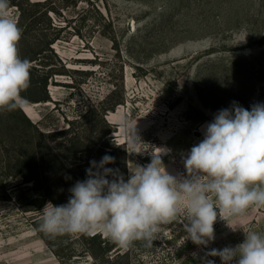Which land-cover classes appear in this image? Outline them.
<instances>
[{
	"label": "rangeland",
	"instance_id": "374dc122",
	"mask_svg": "<svg viewBox=\"0 0 264 264\" xmlns=\"http://www.w3.org/2000/svg\"><path fill=\"white\" fill-rule=\"evenodd\" d=\"M15 1L28 5L10 0L18 19ZM71 2L50 12L62 27L53 49L68 71L49 86L56 102L22 98L19 104L51 134L41 138L28 128L19 107L0 114V264H222L208 253L237 246L244 232L264 234V208H250L243 220L218 217L215 239L206 246L184 241L183 216L162 225L151 246L136 241L128 249L103 242L102 235L52 237L40 231L44 205L67 203L66 186L82 164L67 158L59 166L50 153L61 154L64 140L52 133L77 119L73 133L100 136L94 143L84 139L91 158L100 162L113 147L116 158L126 160L129 177L130 167L150 163L151 153L164 149L166 170L185 176L184 158L221 109L234 101L248 110L264 104V0ZM38 19L37 28L45 26ZM39 34L30 31V39ZM127 251L128 257L109 260Z\"/></svg>",
	"mask_w": 264,
	"mask_h": 264
},
{
	"label": "clouds",
	"instance_id": "9594fccd",
	"mask_svg": "<svg viewBox=\"0 0 264 264\" xmlns=\"http://www.w3.org/2000/svg\"><path fill=\"white\" fill-rule=\"evenodd\" d=\"M21 38L10 0H0V110L18 108L30 84L31 63L19 54ZM121 126L127 130V120ZM203 135L183 160L185 176L166 170L164 149L152 152L150 163L130 167L126 181L105 167L114 162L111 156L91 161L87 179L69 189L66 204L44 205L40 231L52 237L100 234L128 249L136 241L151 246L162 225L183 216L184 241L206 246L215 239L218 217L243 220L250 208H264V104L248 110L234 101L206 124ZM244 233L242 243L208 255L222 264H264V234Z\"/></svg>",
	"mask_w": 264,
	"mask_h": 264
},
{
	"label": "trees",
	"instance_id": "16d2710c",
	"mask_svg": "<svg viewBox=\"0 0 264 264\" xmlns=\"http://www.w3.org/2000/svg\"><path fill=\"white\" fill-rule=\"evenodd\" d=\"M72 0H45L41 2H33L31 0H26V4L28 5V9L25 8V4L22 2H12V7H17L19 10V17L17 19L18 26L22 29V38L19 42V54L21 58H26L31 63V70H30V84L27 89L30 95H27L26 92L21 93V97L24 100L30 101L32 103H49V102H56L52 99V96L49 93V86L51 83L57 85L59 83L55 79L58 76H66L68 75V71L66 70L65 65L62 63L61 60L58 59L56 53L54 52L53 45L61 39V35L59 33L62 27H59L55 24L50 15V12L57 13L55 5L60 3V5L67 6ZM28 13V15H26ZM38 16H41L43 20H46L47 23L45 26L42 24V28H37L39 20ZM30 17L29 22H26V18ZM28 29V30H27ZM56 30L55 34H52L50 31ZM30 31H36L41 34L36 35L34 40L30 39ZM50 32V33H48ZM25 91V90H24ZM111 110H115V106H112ZM7 110H0V114L4 115ZM21 119L24 121L28 128L35 129L38 135L42 137H47L51 133H43L42 129L40 130L38 123L31 121L20 109ZM6 115V114H5ZM12 118V116H11ZM10 120V118H8ZM12 120V119H11ZM104 121V119H102ZM79 121L71 120L69 122L70 126L68 128L61 129L59 131H55L52 133V136L62 138V146L63 150L61 154L55 156V160L58 162L59 166L62 167L64 164L62 163V159H77L78 162L82 164L78 165L76 169H78V173L75 175L74 178L71 179L70 183L68 184L67 189H70L77 181H83L87 179V172L86 170L91 167V161H97L94 157L91 158L90 155V147L86 144L85 140L89 139L88 141L94 143V141H98L100 139L99 135L91 134L86 135V133H73V127H76V124ZM73 133V134H72ZM72 136L69 137V135ZM87 138V139H86ZM85 139V140H84ZM46 142V141H45ZM113 145V144H112ZM112 151H109V156L114 158V162L105 165L106 168H110L113 170H118L120 174L123 175L125 181L128 179V171H127V163L126 160L123 159L122 161L118 160ZM65 152H70L72 155L75 156H65ZM85 152L87 155H85ZM88 152V153H87ZM109 180L113 179L112 176L107 177ZM66 191V190H65ZM66 204V203H65ZM92 238L99 239L101 238L100 234L93 235ZM108 239L104 238L103 242H107ZM112 251V248L109 249ZM129 256V251L120 254L118 253L116 256L109 257V260H119L122 258H126Z\"/></svg>",
	"mask_w": 264,
	"mask_h": 264
}]
</instances>
